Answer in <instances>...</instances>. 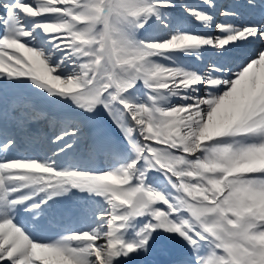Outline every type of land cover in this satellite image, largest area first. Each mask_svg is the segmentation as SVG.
<instances>
[{"label": "snow or ice", "instance_id": "obj_1", "mask_svg": "<svg viewBox=\"0 0 264 264\" xmlns=\"http://www.w3.org/2000/svg\"><path fill=\"white\" fill-rule=\"evenodd\" d=\"M0 264H264V0H0Z\"/></svg>", "mask_w": 264, "mask_h": 264}, {"label": "bare ground", "instance_id": "obj_2", "mask_svg": "<svg viewBox=\"0 0 264 264\" xmlns=\"http://www.w3.org/2000/svg\"><path fill=\"white\" fill-rule=\"evenodd\" d=\"M217 1L220 3L221 8L226 7V6H229V5H231V4H233V3L236 2V0H216V2H217ZM195 3H196V2H195ZM190 23H191V21H188V22L186 23V26H187L188 28H190V29H195V30H199V26H198V25H196V26H190ZM54 234H55V233L52 232V231H51L50 229H48V228L43 229L42 232H41V235H43V236H52V235H54Z\"/></svg>", "mask_w": 264, "mask_h": 264}, {"label": "rangeland", "instance_id": "obj_3", "mask_svg": "<svg viewBox=\"0 0 264 264\" xmlns=\"http://www.w3.org/2000/svg\"><path fill=\"white\" fill-rule=\"evenodd\" d=\"M197 0H188L189 3H195ZM218 5H220L218 2H217Z\"/></svg>", "mask_w": 264, "mask_h": 264}]
</instances>
